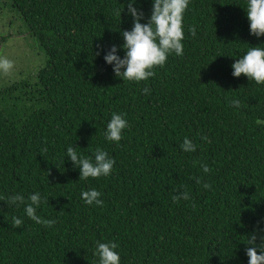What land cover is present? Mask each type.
Segmentation results:
<instances>
[{"label": "trees", "instance_id": "trees-1", "mask_svg": "<svg viewBox=\"0 0 264 264\" xmlns=\"http://www.w3.org/2000/svg\"><path fill=\"white\" fill-rule=\"evenodd\" d=\"M128 3L0 0L3 28L15 12L46 56L18 80L24 51L0 52L14 62L0 74V197L26 201L0 200V264H98L96 241L117 243L120 264H248L244 241L255 233L264 242V124L255 123L264 121V84L232 75L248 48L264 47V36L250 33L247 0H190L183 56L170 55L140 83L116 77L104 59L113 45L125 55ZM134 7L147 23L153 0ZM236 99L241 106H229ZM114 112L129 124L119 144L105 138ZM185 137L195 152L181 149ZM69 146L92 159L107 151L111 175L80 180ZM91 189L103 206L83 201ZM185 190L191 199L174 202ZM36 192L37 215L54 220L51 228L24 211Z\"/></svg>", "mask_w": 264, "mask_h": 264}, {"label": "clouds", "instance_id": "clouds-1", "mask_svg": "<svg viewBox=\"0 0 264 264\" xmlns=\"http://www.w3.org/2000/svg\"><path fill=\"white\" fill-rule=\"evenodd\" d=\"M136 0H129L127 5L130 14L134 17V26L131 30H123L122 37L124 43L122 47L125 55L121 58L117 52V46L113 45L105 55V61L113 65L116 77L122 78L125 82L147 81L156 75L155 68L164 67L168 57L172 54L183 56L184 46L182 41L185 33L182 30L183 15L187 11L190 0H153V8L147 23H141L144 13L134 7ZM121 11L117 10L116 15L121 16ZM246 14L250 22V33L257 37L264 36V0H247ZM189 31L192 36L196 35V27L192 26ZM99 55V52L95 53ZM14 67V62L6 57H0V74L9 75ZM234 77L245 75L249 81L256 84H264V47L252 46L245 54L232 65ZM145 93H150L149 88L144 89ZM229 106L239 108L241 102L236 99L230 101ZM257 125L264 124V121L257 119ZM129 127L128 121L120 113H113L107 124L105 138L109 142H119L123 138V130ZM207 140L208 137L204 136ZM181 149L185 152H195L196 145L188 137L184 138ZM67 157L74 166L80 170V180L89 178L98 179L102 176L111 175L115 165V160L111 158L107 151L97 148L94 152V159L84 157L69 146ZM205 173L210 169L207 164H201ZM197 184H202L201 179L195 178ZM202 187L210 189L211 184L204 183ZM101 193L95 189L82 192L81 198L88 205L95 204L103 206L104 201L100 199ZM181 199H191L187 190L173 196V201L178 203ZM0 200L7 201L9 207L25 204V196L17 193L8 197H0ZM42 203L39 192L30 194L24 211L26 215L38 224L51 228L55 221L43 219L37 215V208ZM13 227H22L23 220L17 217L12 218ZM248 245L246 255L248 264H264V242L257 244L255 233L250 234L244 241ZM118 244L115 242L96 241L94 255L98 257V264H120V255L116 251Z\"/></svg>", "mask_w": 264, "mask_h": 264}, {"label": "rangeland", "instance_id": "rangeland-1", "mask_svg": "<svg viewBox=\"0 0 264 264\" xmlns=\"http://www.w3.org/2000/svg\"><path fill=\"white\" fill-rule=\"evenodd\" d=\"M10 17L13 21L15 20L13 24L6 28L0 24V52L4 51L10 54L17 51L18 48H21L22 52L24 51V58L19 63V75L16 76L18 80H21L34 74L38 67L45 63L46 56L36 37L23 27L19 16L12 12ZM4 37L5 39H3Z\"/></svg>", "mask_w": 264, "mask_h": 264}]
</instances>
